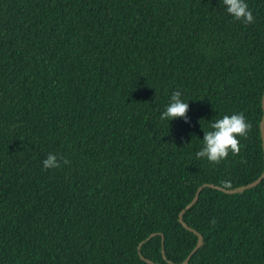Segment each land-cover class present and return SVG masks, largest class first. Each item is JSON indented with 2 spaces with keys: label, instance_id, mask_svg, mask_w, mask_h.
I'll use <instances>...</instances> for the list:
<instances>
[{
  "label": "trees",
  "instance_id": "16d2710c",
  "mask_svg": "<svg viewBox=\"0 0 264 264\" xmlns=\"http://www.w3.org/2000/svg\"><path fill=\"white\" fill-rule=\"evenodd\" d=\"M246 3L254 23L222 0H0V264L189 257L179 217L199 187L264 172V0ZM177 90L188 123L168 124ZM235 113L251 124L240 151L197 160ZM184 218L205 240L189 264H264V180L206 187Z\"/></svg>",
  "mask_w": 264,
  "mask_h": 264
},
{
  "label": "clouds",
  "instance_id": "9594fccd",
  "mask_svg": "<svg viewBox=\"0 0 264 264\" xmlns=\"http://www.w3.org/2000/svg\"><path fill=\"white\" fill-rule=\"evenodd\" d=\"M222 3L234 20L254 23V17L246 0H222ZM188 102L182 99V93L179 90L173 91L160 114V120L169 124L170 121L180 118L188 123ZM210 127L211 131L204 132L201 147L196 151L195 157L197 160L206 159L210 163H220L228 157L230 152L235 155L240 151L239 138L248 135L251 124L245 120L242 113H235L216 119ZM42 165L44 169H55L59 167L58 157L55 154H49L42 161Z\"/></svg>",
  "mask_w": 264,
  "mask_h": 264
},
{
  "label": "water",
  "instance_id": "95a60500",
  "mask_svg": "<svg viewBox=\"0 0 264 264\" xmlns=\"http://www.w3.org/2000/svg\"><path fill=\"white\" fill-rule=\"evenodd\" d=\"M263 111H264V96H263ZM261 132H262V139H263V147H264V115H263V119L261 121ZM264 180V172L263 174L261 175V177L259 179H257L256 181L252 182V183H249L247 185H244V186H240V187H236V188H233V189H227L225 187H222V186H219V185H215V184H212V183H205L204 185L200 186L199 189L197 190L196 192V195L194 197V199L186 206V208H184L182 210V212L180 213V217H179V221L188 229V230H191L193 231L197 236H198V242H197V246L195 247V249L191 252V254L189 255V257L182 263V264H189L190 262V259L191 257L202 247V245L204 244V236L199 232L197 231L196 229L192 228L186 221H185V214L186 212L191 209L199 200L200 198V195H201V192L204 190V188L206 187H211V188H215V189H218V190H221L227 194H236V193H242L244 191H246L247 189H250V188H254L256 187L258 184H260L262 181ZM163 236V244L165 242V237H164V234L162 233H159ZM155 235H157L156 233H153L147 240H145L144 242H142L140 244V249L141 247L143 246V244L145 242H147L148 240H150L152 237H154ZM163 254H164V257L167 258L166 256V252L165 250L163 249ZM141 257L146 260L148 263H154V261L150 260V259H147L145 256L142 255L141 253ZM169 263H171V261H169Z\"/></svg>",
  "mask_w": 264,
  "mask_h": 264
}]
</instances>
